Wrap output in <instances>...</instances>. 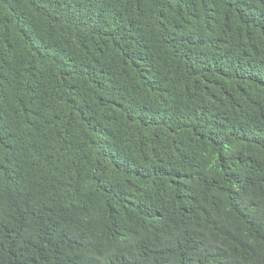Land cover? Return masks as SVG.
<instances>
[{"label": "trees", "instance_id": "trees-1", "mask_svg": "<svg viewBox=\"0 0 264 264\" xmlns=\"http://www.w3.org/2000/svg\"><path fill=\"white\" fill-rule=\"evenodd\" d=\"M0 264H264V0H0Z\"/></svg>", "mask_w": 264, "mask_h": 264}]
</instances>
